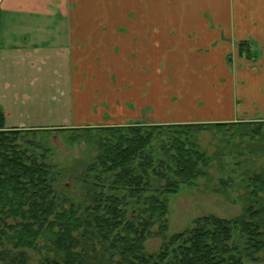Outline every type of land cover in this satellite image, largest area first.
I'll return each instance as SVG.
<instances>
[{
    "label": "trees",
    "instance_id": "trees-1",
    "mask_svg": "<svg viewBox=\"0 0 264 264\" xmlns=\"http://www.w3.org/2000/svg\"><path fill=\"white\" fill-rule=\"evenodd\" d=\"M238 49L255 59L247 41ZM4 121L0 109V264L264 263V163L238 172L252 156L264 158V121L39 129ZM235 125L256 126L241 135L249 151L213 191H241V213L197 217L168 235V196L211 179L218 154L201 150L199 136ZM38 131L71 132L72 143L90 144L95 155L59 167ZM154 238L160 244L149 253Z\"/></svg>",
    "mask_w": 264,
    "mask_h": 264
},
{
    "label": "crops",
    "instance_id": "crops-1",
    "mask_svg": "<svg viewBox=\"0 0 264 264\" xmlns=\"http://www.w3.org/2000/svg\"><path fill=\"white\" fill-rule=\"evenodd\" d=\"M0 22L37 59L62 26L77 127L264 121V0H0Z\"/></svg>",
    "mask_w": 264,
    "mask_h": 264
},
{
    "label": "rangeland",
    "instance_id": "rangeland-1",
    "mask_svg": "<svg viewBox=\"0 0 264 264\" xmlns=\"http://www.w3.org/2000/svg\"><path fill=\"white\" fill-rule=\"evenodd\" d=\"M24 17L23 22L28 23L29 20ZM61 21L62 18L56 13L50 19V24ZM6 26L7 23L0 29V109L5 116V127L9 129L75 128L76 124L84 123L85 117H77L72 108V86L66 70L68 62L66 63V59L58 53L65 39L62 26L50 30V40L53 39L51 33H60V39L50 47V50L43 48L38 59L25 54L32 47L30 44L26 45L30 39H33L29 31L22 33L17 31L15 32L17 35H14L15 33L8 31ZM14 45L17 46L15 50L19 52L14 51L12 47ZM255 128L254 125L213 128L199 136L201 150L210 156L218 154L209 170L211 179H200L194 187H182L177 194L168 196V235L186 230L197 217L215 215L229 219L241 213L242 204L237 201L241 191L230 192L229 196L225 197L215 193L213 189L217 187L219 178L226 179L231 171L237 169L234 164L242 160L240 154H248L250 141L241 135L253 133ZM261 130L264 133V125L261 126ZM36 135V140H41L52 150L53 156L50 161L58 164L59 167L69 168L78 161H89L95 155L90 144L83 141L72 143L69 140L72 136L71 132L38 131ZM252 157L254 162L239 168L238 172L246 169L259 170L264 158L257 155ZM231 176L234 177L236 174ZM159 244L160 241L156 238L147 240L145 243L147 252H155Z\"/></svg>",
    "mask_w": 264,
    "mask_h": 264
},
{
    "label": "flooded vegetation",
    "instance_id": "flooded-vegetation-1",
    "mask_svg": "<svg viewBox=\"0 0 264 264\" xmlns=\"http://www.w3.org/2000/svg\"><path fill=\"white\" fill-rule=\"evenodd\" d=\"M0 25H1V22H0Z\"/></svg>",
    "mask_w": 264,
    "mask_h": 264
}]
</instances>
